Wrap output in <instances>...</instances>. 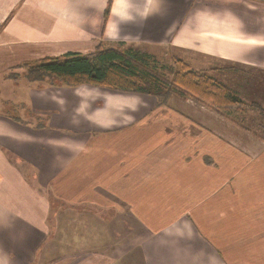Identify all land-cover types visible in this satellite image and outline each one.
Instances as JSON below:
<instances>
[{"label":"crops","instance_id":"crops-1","mask_svg":"<svg viewBox=\"0 0 264 264\" xmlns=\"http://www.w3.org/2000/svg\"><path fill=\"white\" fill-rule=\"evenodd\" d=\"M0 28L10 85L25 62L117 45L264 74V0H0ZM27 84L17 107L45 128L0 115V264H264V141L186 149L194 134L137 125L152 96Z\"/></svg>","mask_w":264,"mask_h":264},{"label":"rangeland","instance_id":"rangeland-1","mask_svg":"<svg viewBox=\"0 0 264 264\" xmlns=\"http://www.w3.org/2000/svg\"><path fill=\"white\" fill-rule=\"evenodd\" d=\"M1 30L2 28H0V33ZM115 47L126 51L128 55L130 54V56H133L132 58L136 57L142 59L143 64H145L148 69L154 72L157 76L168 81H171L175 73L181 70V64H183L186 69L195 70L185 63L187 58L191 57V59H195L196 57L194 55L179 53L165 48L148 49L144 47L126 45H117ZM223 65L225 64L211 61L209 58H203L202 68L204 69L197 71L225 84L232 93L239 96L243 100L245 103L244 106L233 110L230 113V117L235 121L240 122L242 125H245L248 129H250V131H246L236 124L222 118L207 106H203L192 99H181L175 95H168L159 91H153L152 94L139 93L152 96L153 99H156L157 105L155 106L154 112L149 111V113L152 112L153 114L150 117H146L142 123H138L137 125H156L169 132L179 129V131L181 130L186 133L194 134V136L190 135V138L186 137V149L191 146L190 144L194 138H198V140L203 141L201 142L202 147L209 144L208 141L210 137H212V140H217L218 142L230 140L231 142H235L237 147L238 144H244L245 142L249 144L250 139L253 141H264V116L259 114L258 109H256V107L264 109V74L257 73L252 70L242 69L238 66L221 68ZM1 68L0 64V69ZM9 73H11L10 75L14 77H19L24 75L25 71L22 68H17L11 69ZM1 74L4 73L0 72V75ZM12 83L13 84L11 85L6 84L2 80V77H0V86H2L0 87V104L5 103L4 101L6 100H12V102L4 104V107L0 105V115H8L10 119H13L19 125L27 126L28 128L30 125H33L30 129L43 130L45 127L41 123L44 122L45 119L40 114H37L35 110L31 109V105L27 102H20L24 103L20 110L17 107L18 103L15 102L18 98H21L20 101H22V94L25 95L27 93L25 90H28L29 87L27 84L28 82L24 83V81H22L18 84V82L14 83L13 81ZM7 85L10 86L7 87ZM34 85L40 84L35 83ZM79 86L100 88L98 86H91L87 84ZM4 90L5 93H2ZM8 91L9 93L7 94ZM177 103H181L179 107ZM181 105L186 109L184 115H182L180 112L181 110L179 109H184ZM253 133H256L259 137L255 136ZM161 136L165 138L171 136V134L169 135L165 133ZM205 151L207 156H210L209 153H212L208 149L202 150L201 153L204 154ZM238 152L242 153L243 151ZM122 218L123 221H127L128 225L133 223V220H129L128 217L125 218V215H123ZM107 219L113 220V215L108 213ZM115 220L117 222L120 219L116 216ZM122 225H124L123 222ZM136 231L138 236L142 235L143 231L139 227ZM129 232V229H123L122 235L128 236Z\"/></svg>","mask_w":264,"mask_h":264},{"label":"trees","instance_id":"trees-1","mask_svg":"<svg viewBox=\"0 0 264 264\" xmlns=\"http://www.w3.org/2000/svg\"><path fill=\"white\" fill-rule=\"evenodd\" d=\"M107 12L108 9L105 17ZM132 57L121 48L99 46L87 54L69 52L35 62H25L18 68L25 71L24 76L29 83L51 82L65 87L87 84L121 92L148 94L159 91L181 99H192L207 106L222 118L250 131L230 117L233 110L244 106L245 103L225 84L197 70L186 69L183 64L181 70L168 81L148 69L142 59ZM256 109L264 116L263 108ZM253 134L259 137L256 133Z\"/></svg>","mask_w":264,"mask_h":264}]
</instances>
